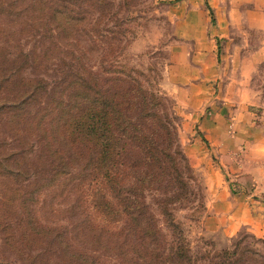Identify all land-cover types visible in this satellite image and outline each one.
Instances as JSON below:
<instances>
[{
  "label": "trees",
  "instance_id": "trees-1",
  "mask_svg": "<svg viewBox=\"0 0 264 264\" xmlns=\"http://www.w3.org/2000/svg\"><path fill=\"white\" fill-rule=\"evenodd\" d=\"M54 2L0 0V34L38 39L31 58L53 74L51 80L25 75L17 65L18 58H30L24 49L16 58L0 55V96L6 97L0 126L12 134L11 144L0 139V175L29 176L28 168L36 175L32 187L15 186L3 199L18 216L16 237L24 248L14 251L21 263L105 264L101 255L112 256L110 264L250 263L259 252L245 244L247 238L264 239L248 232L231 245L193 255L169 207L185 194L189 167L169 96L144 71L108 60V51L101 73L66 52L56 61V33L70 35L82 18ZM152 189L164 229L146 199ZM40 196L41 215L63 211L66 222H42L31 207ZM13 234L5 236L12 245ZM0 264L12 263L0 257Z\"/></svg>",
  "mask_w": 264,
  "mask_h": 264
},
{
  "label": "crops",
  "instance_id": "crops-1",
  "mask_svg": "<svg viewBox=\"0 0 264 264\" xmlns=\"http://www.w3.org/2000/svg\"><path fill=\"white\" fill-rule=\"evenodd\" d=\"M169 15L171 98L208 193L203 230L264 239V104L251 81L264 63V0H173Z\"/></svg>",
  "mask_w": 264,
  "mask_h": 264
},
{
  "label": "rangeland",
  "instance_id": "rangeland-1",
  "mask_svg": "<svg viewBox=\"0 0 264 264\" xmlns=\"http://www.w3.org/2000/svg\"><path fill=\"white\" fill-rule=\"evenodd\" d=\"M172 1L55 0V7L59 4H66L72 16L82 18L80 28L74 30L70 35H63L60 29L56 33L57 44L54 49L56 61L59 56H66L64 54L66 52L69 53V56H66L69 60L71 55H77L88 69L90 67L93 71L101 73L103 63H105L101 61L102 54L108 51V60L113 59L116 64L125 62L144 71L146 77L153 79L157 83L158 88L169 96L174 110V102L171 97L178 84L168 77V67L171 59V47L179 39L174 32V24L169 15ZM59 15H62V13H59ZM2 18L3 20L1 21L5 23L7 21L6 17ZM39 47V40L36 38L22 37L18 40H12L0 34V55L6 54V58H16L19 52L24 49L30 54V58L27 61L21 58L17 59V65L22 66L21 71L28 76L42 75L51 80L53 78L51 70L44 72L40 61L31 58L32 51H39ZM251 81L259 89L260 99L264 104V63L256 68ZM3 99H6V97L1 95L0 101ZM257 108L253 107V110L259 113ZM174 116L177 123L180 147L188 161V171L184 170L185 175H187L188 186L185 194H182L183 197L181 196L180 199L173 201L169 207L190 240L194 252L193 255L197 256L205 248L219 250L231 245L233 240L242 236L246 231L240 229L231 236L217 238L204 232L203 221L208 214V193L203 182L202 171L197 169L198 167L191 161L184 150V146H182L183 142L179 131L180 116L178 113L177 117L175 113ZM230 118L232 119L233 117L231 116ZM4 127L0 126V139L4 136L11 144L12 134L8 132V128ZM31 169H26L29 176L0 175V257L12 264H22L18 257L19 255L14 250L24 247L20 239L16 237L19 234L16 221L18 218L17 213L13 212L3 199L12 196L15 192L13 190L15 186L27 187V189L32 187L29 183L35 179L36 175H32L33 171ZM221 170L224 172L223 168ZM189 174L192 177H188ZM154 193H158V191L154 189L147 191L146 199L157 218V224L164 229L165 225L162 224V215L153 203L152 194ZM41 197H39L38 203L34 204L33 202V206H31L38 211L39 219L48 223L66 222L63 211L54 212L53 215L45 214L42 216L38 208ZM17 200L19 201L20 198H17ZM3 222H8L11 227L5 230L2 229L1 223ZM11 231L14 232V245L5 240V236ZM246 242L245 244H248L250 248L259 252L258 254L252 253L250 263L246 264H264V244L254 242L251 237H248ZM112 261V256L101 255L102 263L110 264Z\"/></svg>",
  "mask_w": 264,
  "mask_h": 264
}]
</instances>
